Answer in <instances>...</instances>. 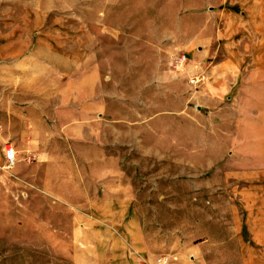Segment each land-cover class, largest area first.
I'll return each instance as SVG.
<instances>
[{
	"label": "rangeland",
	"instance_id": "obj_1",
	"mask_svg": "<svg viewBox=\"0 0 264 264\" xmlns=\"http://www.w3.org/2000/svg\"><path fill=\"white\" fill-rule=\"evenodd\" d=\"M184 2L0 0V64L13 48L51 41L109 57L106 146L133 191L103 240V231L71 230L65 204L14 177L0 153V264H173L218 254L229 237L218 224L228 206L218 191L231 183L218 168V100L203 95L208 80L218 86V0ZM198 48L203 57L179 62ZM197 74L206 81L191 82Z\"/></svg>",
	"mask_w": 264,
	"mask_h": 264
},
{
	"label": "crops",
	"instance_id": "obj_2",
	"mask_svg": "<svg viewBox=\"0 0 264 264\" xmlns=\"http://www.w3.org/2000/svg\"><path fill=\"white\" fill-rule=\"evenodd\" d=\"M14 50L0 64V153L12 145L14 177L64 203L71 230L103 231L104 240L113 210L133 194L106 146L110 97L101 71L110 59L94 48L81 53L77 43ZM198 50L186 55L203 57ZM215 65L218 86L208 80L203 95L218 100V168L231 183L218 191L228 200L218 207V224L229 237L218 240V254L179 256L173 264H264V0H218ZM223 247L230 252L220 254Z\"/></svg>",
	"mask_w": 264,
	"mask_h": 264
},
{
	"label": "built area",
	"instance_id": "obj_3",
	"mask_svg": "<svg viewBox=\"0 0 264 264\" xmlns=\"http://www.w3.org/2000/svg\"><path fill=\"white\" fill-rule=\"evenodd\" d=\"M186 54L182 53L178 56V60L179 62H183L186 59ZM204 78L203 75L201 74H197V75H193L190 77V81L193 82L194 84H196L197 82H199L200 80H202ZM5 162L7 166H12L15 163L16 160V152L15 149L13 148L12 145H8L5 148ZM167 260V258H158L159 262H165Z\"/></svg>",
	"mask_w": 264,
	"mask_h": 264
}]
</instances>
